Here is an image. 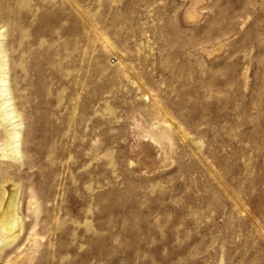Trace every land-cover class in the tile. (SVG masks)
Returning <instances> with one entry per match:
<instances>
[{"label": "rangeland", "instance_id": "obj_1", "mask_svg": "<svg viewBox=\"0 0 264 264\" xmlns=\"http://www.w3.org/2000/svg\"><path fill=\"white\" fill-rule=\"evenodd\" d=\"M2 61L0 264H264V0H0Z\"/></svg>", "mask_w": 264, "mask_h": 264}, {"label": "bare ground", "instance_id": "obj_2", "mask_svg": "<svg viewBox=\"0 0 264 264\" xmlns=\"http://www.w3.org/2000/svg\"><path fill=\"white\" fill-rule=\"evenodd\" d=\"M3 61L0 62V124L2 142H0V155L13 158L19 153V129L18 123L13 120L16 117L11 98L8 97V84L2 72ZM164 133V132H163ZM12 195L10 194L5 205L0 210V230L11 233L16 225Z\"/></svg>", "mask_w": 264, "mask_h": 264}]
</instances>
